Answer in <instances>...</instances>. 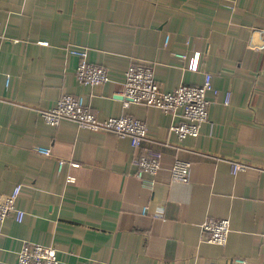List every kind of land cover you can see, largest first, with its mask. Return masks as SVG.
Here are the masks:
<instances>
[{"label": "crops", "instance_id": "1", "mask_svg": "<svg viewBox=\"0 0 264 264\" xmlns=\"http://www.w3.org/2000/svg\"><path fill=\"white\" fill-rule=\"evenodd\" d=\"M0 23V194L22 185L26 212L8 216L0 264H16L28 243L56 246L60 264H264V0H0ZM75 48L110 81L80 83ZM132 63L151 64L164 91L213 75L198 137L171 130L180 114L124 106ZM65 94L83 96L100 120H144L147 138L133 148L113 132L47 124L42 113ZM143 155L160 158L154 185L136 175ZM178 159L191 164L187 183L172 180ZM226 218L227 244L204 242L203 223Z\"/></svg>", "mask_w": 264, "mask_h": 264}, {"label": "built area", "instance_id": "2", "mask_svg": "<svg viewBox=\"0 0 264 264\" xmlns=\"http://www.w3.org/2000/svg\"><path fill=\"white\" fill-rule=\"evenodd\" d=\"M3 24L0 23V39L3 38ZM41 45H48V42H40ZM73 53L79 58L77 67V78L80 83L98 86L110 81L108 69L105 66L93 64L88 58L87 48H75ZM186 59V54H178ZM200 53L196 52L190 59L189 69L199 70ZM213 88V75L207 73L202 85L181 84L172 91H164L155 78V70L151 64L132 63L129 65L125 80L121 84L118 93L125 107L133 103H144L157 107L166 113L183 118L182 121L173 125L171 130L179 139L198 137L201 128L209 120L211 101L208 93ZM45 122L51 126H58L63 120L75 122L79 128L88 129L93 132L107 131L115 133L119 138H130L133 148H138L148 136V125L144 120L133 116L109 117L100 120L86 104L83 96L65 94L57 106L42 113ZM38 151L51 155V150L38 148ZM139 170L136 175L150 184H155L157 175L161 170V161L157 155L138 156L134 159ZM66 162H60V168ZM73 168L80 166L77 162H70ZM190 162L176 160L171 168V176L174 182L187 183L189 181ZM246 165L238 164L235 171H242ZM148 178V179H146ZM76 177L68 174L67 184H74ZM22 185H17L10 194H0V239L3 235V228L7 218L12 213L16 214L18 222H22L26 212L17 206L18 198L21 195ZM230 219L206 220L202 225L203 241L211 244L226 245L230 236ZM16 264H60L59 250L54 245L39 243L24 244L18 252ZM107 264V263H100ZM211 264H218L212 262ZM226 264H249L245 258L236 257L227 261Z\"/></svg>", "mask_w": 264, "mask_h": 264}]
</instances>
